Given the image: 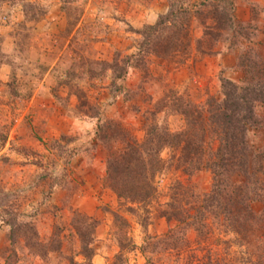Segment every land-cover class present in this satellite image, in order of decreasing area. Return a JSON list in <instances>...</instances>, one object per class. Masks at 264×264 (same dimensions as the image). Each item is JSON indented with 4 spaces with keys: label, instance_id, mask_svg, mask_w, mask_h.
<instances>
[{
    "label": "rangeland",
    "instance_id": "374dc122",
    "mask_svg": "<svg viewBox=\"0 0 264 264\" xmlns=\"http://www.w3.org/2000/svg\"><path fill=\"white\" fill-rule=\"evenodd\" d=\"M202 1L185 3L194 12L198 9L194 6ZM233 1L234 11L237 6L247 10V16L237 19L234 11L233 16L236 22L252 26L247 29L250 42L237 36L233 51L227 52L228 42L234 40L227 34L211 56L194 51L168 58L151 56L146 71L130 69L125 79L117 82L122 88L120 93L114 92L109 72L93 77L92 72L98 70L93 62H110L116 51L122 55L134 53L137 36L131 28L153 24L167 11L168 0L0 2V138L5 137L0 148V264L10 253L8 227L3 224L5 211H16L18 220L30 222L42 242L55 236L61 240L58 251L49 252L44 260L26 255L24 264H69L70 256L79 247L72 229L73 225H81L75 214L94 222L91 264H113L119 252L118 241L125 239L133 245L122 250L127 264H203L207 256L218 264H264V223L244 237L226 232L208 220L207 236L198 239L194 231H189L188 244L180 250L149 248L151 242L146 237H163L169 228L158 216L162 203L168 200L167 186L177 181L195 195L210 190L208 171L187 179L174 168L175 161L170 156L178 155V151L161 153L168 167L156 178L158 198L149 205L152 220L145 228H141L137 216L119 206L104 181L109 152L122 148L115 137L106 142L104 135L121 131L142 141L152 112H156L158 124L177 131L183 127V118L171 107L173 99L201 104L208 97L218 98L220 77H234L233 81L244 77L237 67L235 75L216 65L207 70L205 59L222 53L237 58L247 48L264 59V0ZM63 2L72 14L81 11L70 32L65 31ZM25 3L35 5L26 7L27 18L23 12ZM33 15L35 19L30 20ZM200 22V17L193 14L192 40L202 37ZM78 92L88 106L99 109L98 118H90L86 107V112L78 109ZM98 125L104 129L99 135ZM248 142L253 150L264 151V129L250 131ZM252 207L255 212L261 209L258 204ZM116 213L126 228L119 220L115 222ZM145 245L148 247L143 251ZM17 254L20 259L24 256L19 250ZM75 261L83 263L84 259L75 256Z\"/></svg>",
    "mask_w": 264,
    "mask_h": 264
},
{
    "label": "trees",
    "instance_id": "16d2710c",
    "mask_svg": "<svg viewBox=\"0 0 264 264\" xmlns=\"http://www.w3.org/2000/svg\"><path fill=\"white\" fill-rule=\"evenodd\" d=\"M5 1L10 0H0ZM26 7L35 5H23L25 18ZM194 8L201 10L192 12L185 0H168L167 11L153 24L137 30L131 28L137 36L136 51L127 55L116 51L110 62L94 61L98 70L92 72L93 77L109 72L114 92L120 93L122 88L117 82L124 80L130 69L146 71L151 56L168 58L193 51L200 56H211L217 53L215 47L226 39L227 34H231L232 39L238 36L245 42L251 41L247 29L252 26L235 21L233 0H204ZM61 9L67 15L65 31L70 32L81 11L72 14L66 2ZM193 14L200 17L203 27L202 37L195 40L191 39L190 27ZM32 19H35L34 15L30 17ZM206 20L211 23L205 24ZM235 40L228 42L227 52L233 51ZM236 67L244 72L243 79L233 81L220 77L218 98L208 97L201 104L173 99L171 107L183 118L181 129L171 131L167 125L158 124L156 112H152L142 141L129 138L121 131H112L109 137H102L107 139L106 142L115 137L122 144L118 151L109 150L105 161V185L116 195L125 212L137 216L141 228L152 220L149 205L158 198L156 178L168 167L161 158L164 150L178 151V155L172 154L170 160L175 161L174 168L180 169L187 179L202 171L211 175L210 190L201 195L192 194L187 186L177 181L167 186L168 200L162 203L158 216L169 228L163 237H146L151 242V250H180L188 244L186 235L189 231H194L198 239L207 236L208 220L216 222L226 232L241 236L264 223V151L253 150L248 142L250 131L264 129V59L247 48L237 56ZM75 96L79 110L87 108L90 118H98L97 107L88 106L79 92ZM103 130L101 125L97 126L98 135ZM4 143L5 137H1L0 148ZM256 204L261 206L259 212L253 210L252 206ZM5 212L7 217L3 224L8 227L10 253L4 264H24L26 255L44 260L49 252L59 250L61 240L58 236L42 242L30 222L18 220V212ZM74 217L81 224L72 227L79 247L70 256L69 264H91L94 222L79 214ZM114 220H119L126 228L127 224L117 213ZM118 245L119 252L113 257V264H127L122 250L133 245L127 239L119 240ZM147 247L143 246L142 250L146 251ZM18 250L24 255L21 259ZM75 256H81L84 262L78 263ZM203 264L218 263L207 256Z\"/></svg>",
    "mask_w": 264,
    "mask_h": 264
},
{
    "label": "crops",
    "instance_id": "0c3cea01",
    "mask_svg": "<svg viewBox=\"0 0 264 264\" xmlns=\"http://www.w3.org/2000/svg\"><path fill=\"white\" fill-rule=\"evenodd\" d=\"M234 14L236 16L237 19H240V15L244 16V14H246L245 16H247V10L246 8L242 7V6H237V8L234 11ZM204 62H208V68L207 70H211L210 66H214L216 65L217 69H227L230 70L232 72V75H235V69H236V56L234 54H229V53H222V54H218L216 57L214 58H208L205 59ZM229 71V72H230ZM210 72V71H209ZM234 78V77H232ZM231 78V79H232Z\"/></svg>",
    "mask_w": 264,
    "mask_h": 264
}]
</instances>
